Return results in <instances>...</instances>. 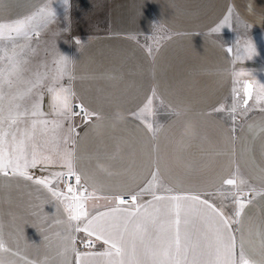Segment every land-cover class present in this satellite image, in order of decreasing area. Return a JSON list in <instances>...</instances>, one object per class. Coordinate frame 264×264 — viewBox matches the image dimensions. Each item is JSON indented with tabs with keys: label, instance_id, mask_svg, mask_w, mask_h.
Returning a JSON list of instances; mask_svg holds the SVG:
<instances>
[{
	"label": "crops",
	"instance_id": "crops-1",
	"mask_svg": "<svg viewBox=\"0 0 264 264\" xmlns=\"http://www.w3.org/2000/svg\"><path fill=\"white\" fill-rule=\"evenodd\" d=\"M40 10L47 14L42 27ZM228 13L258 35L245 80L253 85L252 110L236 131L217 111L234 90L233 71L240 72L213 31ZM26 18H33L27 36H0V71L20 54L27 61L24 76L40 81L33 93H43L44 114L50 112L47 88L57 79L71 89L72 104L97 114L78 125L70 142L88 189L82 192L86 209L106 211L112 197L139 193L157 169L171 189L159 195L214 193L224 180L242 179L257 191L249 193L233 228L243 237L245 259L264 264V99L258 97L264 84V0H0V23ZM61 55L70 59L67 73ZM0 85L6 87L3 80ZM148 99L151 108L143 112ZM62 123L66 128L68 122ZM43 148L55 150L50 141ZM59 171L66 170L58 164L28 169L34 178ZM59 183L52 186L57 190ZM149 199L144 195L137 205ZM65 204L22 176L0 174V264H80L77 253L98 264L100 257L83 254L108 246L95 242L93 249L78 250L85 234L73 230L76 222H69Z\"/></svg>",
	"mask_w": 264,
	"mask_h": 264
},
{
	"label": "snow or ice",
	"instance_id": "snow-or-ice-1",
	"mask_svg": "<svg viewBox=\"0 0 264 264\" xmlns=\"http://www.w3.org/2000/svg\"><path fill=\"white\" fill-rule=\"evenodd\" d=\"M37 15L42 27L47 22V14L40 10ZM31 19L0 23V36L5 33H23L27 36L26 29ZM213 31L219 32L220 27ZM227 51L232 53L233 48L229 47ZM247 51L249 55L252 53L250 45ZM26 62L24 56L13 54L8 67L0 71V80L6 85H0V174L22 176L47 188L53 196L62 197L66 202L69 222H76L72 225L73 230L85 234V246L92 247L95 242L108 246L105 251L86 253L84 256L100 257L98 264H250L243 254V237L235 234L233 225L240 224L237 218L245 208V193L254 195L257 190L250 185L247 189L241 187L247 184L242 179L224 180V184L233 186L229 189L231 196L225 197L227 203L216 204L212 199L214 193L157 194L158 190L165 193L171 191L163 184L157 169L139 193L127 194L131 200L130 206L122 208L125 197L119 195L111 198L113 203L108 210L89 212L85 207L88 197L80 194L88 189L74 165L71 147L63 148L60 145H70L77 135L71 122L73 117L83 114L87 120L97 114L88 112L82 104H77V111H73V93L70 88L60 85L59 79L55 86L47 88L51 100L50 112L44 114L43 93H33L40 81L24 76L23 65ZM59 62L63 71L69 72L70 59L61 55ZM243 75V72L233 71L237 82ZM18 84L25 87L14 88ZM252 89L251 83L244 85L246 96L241 104L245 112L248 101L252 99ZM30 93L31 98L21 103ZM258 97L264 99V84L260 86ZM151 105L152 100L148 99L143 112L149 111ZM232 111H235V107ZM63 121L68 122L66 128ZM147 128L153 136L157 135L158 129L154 130L151 124ZM49 141L55 150L46 153L43 145ZM57 164L66 171L52 172L44 178H34L28 172V169L37 166L48 168ZM69 180L73 183L69 184ZM57 182L64 183L66 191L59 192L52 186ZM73 184L78 187L74 188ZM89 195L94 196L95 192ZM144 195L151 199L138 206L137 200ZM247 202L250 203V200ZM228 205H232L231 210L225 211ZM197 223L202 225L200 229H197ZM72 245L73 241L69 239L67 246L75 252ZM237 245L240 247L239 256L236 253ZM2 248L3 243L0 242ZM77 255L81 257L80 264H88L81 254Z\"/></svg>",
	"mask_w": 264,
	"mask_h": 264
},
{
	"label": "rangeland",
	"instance_id": "rangeland-1",
	"mask_svg": "<svg viewBox=\"0 0 264 264\" xmlns=\"http://www.w3.org/2000/svg\"><path fill=\"white\" fill-rule=\"evenodd\" d=\"M220 27V31L216 32V35L224 42V44L229 48H233V56L238 62V67L240 68V72H243L244 75L238 78L239 82H235L234 90L232 91L230 96L226 99V101L221 105L219 109H223L222 111H218L224 119L228 122L229 126L232 128H237L240 123H236L237 121H242L245 118L252 108L250 107V103H248L247 111L245 112L241 101L245 98L244 96V85L248 81L247 80L252 71H250V63L254 60L255 51L258 50L253 46L255 40L258 38L252 30H249L248 27L244 25V23L234 14L228 13L226 18L218 25ZM217 28V27H216ZM251 46L252 53L248 54V47ZM239 55V59L237 56ZM233 107H235V111H232ZM76 123L75 131L78 129L79 122L73 118ZM70 145H63V148H68ZM233 178V177H232ZM235 179V178H233ZM238 180V179H237ZM78 187V186H77ZM247 189L245 185H242ZM233 186L229 185H222L217 191L214 192L215 196L214 199L220 203L224 202L227 203L225 197L231 196L229 189H232ZM57 191H59L57 189ZM82 195V192L80 193ZM249 194L248 192L245 193V197ZM244 197V199H245ZM232 205H228L227 208L231 210Z\"/></svg>",
	"mask_w": 264,
	"mask_h": 264
},
{
	"label": "built area",
	"instance_id": "built-area-1",
	"mask_svg": "<svg viewBox=\"0 0 264 264\" xmlns=\"http://www.w3.org/2000/svg\"><path fill=\"white\" fill-rule=\"evenodd\" d=\"M248 103H249V101H248ZM77 104H78V103H73V104H72V105H73V111H77V109H76V107H75ZM73 118H75V119L79 122L80 125H83V124L87 123V122L90 120V118L87 119V120H85V119L83 118V114H78V115H76V116L73 117ZM241 122H242V121H237L236 123H240V124H241ZM240 124H239V126H240ZM239 126H238V127H239ZM238 127H237V128H235V127L232 128V127H231V129H232V131H236V130L238 129ZM73 179H74V178H73ZM68 183H69V184H72L73 181H72V180H69ZM73 187H74V188H77V186L74 185V184H73ZM58 190H59V192H64V191H66V189H65V184H64V183H59ZM251 197H252L251 194H247V196L245 197V201H248ZM124 205H131V200H130V197H129V196H125V204H124ZM94 246H95V245L93 244L92 247H86L85 244L83 243V241H78V242L76 243V248H77L78 250H90V249H93Z\"/></svg>",
	"mask_w": 264,
	"mask_h": 264
},
{
	"label": "bare ground",
	"instance_id": "bare-ground-1",
	"mask_svg": "<svg viewBox=\"0 0 264 264\" xmlns=\"http://www.w3.org/2000/svg\"><path fill=\"white\" fill-rule=\"evenodd\" d=\"M248 83H249V82H248ZM248 83H247V84H248ZM252 90H253V89H252ZM245 95H246V93H245ZM249 101H250V100H249Z\"/></svg>",
	"mask_w": 264,
	"mask_h": 264
}]
</instances>
